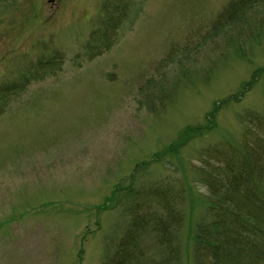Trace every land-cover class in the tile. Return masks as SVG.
I'll list each match as a JSON object with an SVG mask.
<instances>
[{"label": "rangeland", "instance_id": "1", "mask_svg": "<svg viewBox=\"0 0 264 264\" xmlns=\"http://www.w3.org/2000/svg\"><path fill=\"white\" fill-rule=\"evenodd\" d=\"M239 1L0 0V85L62 54L0 100V264H102L128 187L149 185L180 221L169 245L143 236L142 264L204 263L195 233L215 199L204 155L238 148L249 115H264V0ZM108 3L123 6L114 43L89 59Z\"/></svg>", "mask_w": 264, "mask_h": 264}, {"label": "trees", "instance_id": "2", "mask_svg": "<svg viewBox=\"0 0 264 264\" xmlns=\"http://www.w3.org/2000/svg\"><path fill=\"white\" fill-rule=\"evenodd\" d=\"M244 3L246 0H240L237 7ZM116 6L110 3L104 5L103 18L99 15L100 22L92 28L84 42L83 48L89 59L114 43V38L110 36L118 28L115 14L117 9H123L121 5ZM61 57L62 54L55 51L51 56L29 63L21 77L0 85V100L21 91L29 79H40L46 73L55 71ZM230 99V96L221 99L218 107L227 105ZM212 149L204 155L205 167L201 175L215 199H212L213 206L203 221L197 225L196 251L199 255L203 254V264H264V115H249L238 148L225 143ZM139 187L134 189L129 186L127 189V220L112 252L102 264L144 263L142 241L149 232L154 233L160 244L169 245L175 241L176 226L180 221L175 201L163 188L150 185ZM152 203L161 209L152 210ZM175 257L169 256V259L173 261Z\"/></svg>", "mask_w": 264, "mask_h": 264}]
</instances>
